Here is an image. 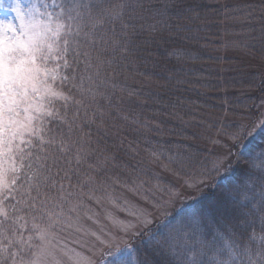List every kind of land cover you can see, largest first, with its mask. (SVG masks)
Returning a JSON list of instances; mask_svg holds the SVG:
<instances>
[{"label": "trees", "instance_id": "obj_1", "mask_svg": "<svg viewBox=\"0 0 264 264\" xmlns=\"http://www.w3.org/2000/svg\"><path fill=\"white\" fill-rule=\"evenodd\" d=\"M128 2L137 5L128 51L116 53L100 76L93 77L97 82L92 85L93 94L85 95L83 103L69 101L64 117L44 118L43 128L29 136L32 144L25 149L36 151L40 136L47 139L58 131L66 133L62 121H72L78 113L72 138L90 137V155L80 166V183L76 177L63 180V189L50 193L46 206L60 213L71 203L92 208L111 199L120 204L121 195L149 194L153 185L171 191L178 179L201 181L195 199L171 200L169 212L131 236V264H136L143 258L145 242L155 244L168 233L176 235L194 216L214 227L215 218L221 227L232 229L236 224L232 209L247 212L237 191L239 182L233 179L228 184L224 178L231 179V169L249 159L241 153L252 151L255 156L264 150V129L259 127L264 122V61H256L264 57V0ZM238 17L243 30L241 49L254 56L252 61L226 47L229 40L224 33L238 28ZM234 47L239 50L237 43ZM67 71L61 69L58 76ZM67 87L71 85L61 86L62 91ZM73 95L77 101L82 99L79 89H73ZM63 103L54 101L53 111L60 113ZM253 125L256 134L247 136ZM17 176L22 177V172ZM251 186L259 201L264 182L253 175ZM96 195L99 203L91 199ZM179 204L187 207L183 213L177 210ZM240 215L238 211L236 216ZM244 218L245 228L254 226L259 232L264 227L259 213Z\"/></svg>", "mask_w": 264, "mask_h": 264}, {"label": "snow or ice", "instance_id": "obj_2", "mask_svg": "<svg viewBox=\"0 0 264 264\" xmlns=\"http://www.w3.org/2000/svg\"><path fill=\"white\" fill-rule=\"evenodd\" d=\"M138 6L143 7L142 4ZM136 7L128 0H51L50 4L46 0H0V14H3L0 19V188L6 190V199L12 191H17L18 172H22L27 187L17 194L30 210L35 209L37 203L46 206L52 190L63 189V180L70 182L76 177L80 183L79 169L90 155V137L89 140L72 138L78 113L72 121H62L67 126L66 133L58 131L47 139L38 137L36 151L22 146L32 144L31 140L25 142L22 139L25 132L37 135L33 121L41 120L43 115L54 119L61 116L58 111H42L43 104L34 107V99L47 98L49 104L61 100L64 102L62 107L67 109L69 101L81 104L85 95L93 94L92 85L97 83L93 77L100 76L116 53L128 51L129 30L134 32L136 27L132 23ZM61 69L68 71L58 76ZM57 79L60 86L71 87L66 91L53 90L50 82L55 83ZM73 89L80 90V101L75 99ZM30 112L36 114L29 115ZM22 113L25 114L23 119ZM259 127L264 129V122ZM256 130L257 126L253 125L246 135L254 136ZM245 155L249 159L231 169L233 177L224 178L228 184L233 179L239 182L237 191L245 201L242 208L247 209V212L232 209L236 217L232 229L221 227L215 218L214 227L194 216L190 223L176 230V235L168 233L155 244L145 242L143 258H138L136 264H264V227L259 232L254 226L244 227L248 223L244 217L256 213L264 223V187L256 201L251 186L253 175H258L264 182V150L255 156L252 151L241 153L242 158ZM33 192L35 196H32ZM250 192L253 193L251 197ZM219 201H223L222 196ZM238 211L240 216H236ZM0 216L4 217L0 224L11 219L3 209H0ZM34 228L39 239L44 241L47 230L35 225ZM30 241L31 237L26 241L21 235L19 240L10 241L7 248L0 247V264H40L35 254L28 261L24 259L23 248L31 249ZM12 246L18 250L11 251ZM38 247L42 248V244ZM137 252L139 254V250ZM108 256V264H131L132 250L116 248L109 251ZM73 264L91 262L77 257Z\"/></svg>", "mask_w": 264, "mask_h": 264}, {"label": "rangeland", "instance_id": "obj_3", "mask_svg": "<svg viewBox=\"0 0 264 264\" xmlns=\"http://www.w3.org/2000/svg\"><path fill=\"white\" fill-rule=\"evenodd\" d=\"M2 18L3 14H0V19ZM235 23H238V28L224 33L229 40L226 47L234 54H237V52L243 54V56L245 54V58H249V61H252L254 60V56H247L246 52L241 49L242 41L239 37L243 36V30L239 17L235 20ZM236 43L238 46L236 49H239L237 51L234 49ZM263 58L260 56L261 60L259 58V60H256L258 64L264 61ZM43 78L44 73L42 71L41 79ZM57 80L55 83H50L53 90L60 92L62 89ZM39 104H43L42 111L54 110V108L52 109L53 105L48 103L47 98L42 100L38 98L34 99V107ZM261 107L264 110V103H262ZM60 108L61 116L64 117L67 111L62 106ZM62 110L63 112H61ZM28 114L34 115L36 113L30 112ZM24 115L22 113L21 119H23ZM44 118L46 119L48 116L43 115L41 120L33 121V127H35L36 132H40L41 126L43 128ZM30 135L28 132H25L22 139L27 142ZM19 142L20 138L17 140V143ZM26 145L27 143L22 146L26 148ZM18 166L19 162H17ZM19 181L21 183L17 186L15 185V189L17 188V192L22 193L25 191L27 185L24 183L23 176L19 178ZM7 182L8 178L6 177L5 183ZM200 182L196 178L191 180L178 179L176 189H171L170 187L171 191L166 190V187L163 185H153L151 191L154 195L151 192L149 194L144 192L137 194L127 193L126 195H121L120 204L111 199L103 200V203L92 208L86 203L81 205L71 203L62 213L54 211L58 209L56 207L51 208L50 206H46V208H43L39 203H37L35 209H29L32 211L31 213H27L28 208L26 203L21 200V196L17 192L12 191L9 194V198L6 199L4 196L6 190L0 188V209L7 211L11 217V219L0 224V247L7 248L10 241H17L22 235L26 241L31 237L30 243L32 244L31 249L26 246L23 248L25 261L33 258V254H35V258L39 259L40 264H73V261L77 257H82L90 261L91 264H103L104 260L109 258V251H115L116 248H130V238L134 233H140L160 214L162 217L165 213L169 212V205L173 199L184 200L186 202L190 198L195 199L196 194L194 193L198 192L200 194L202 188ZM32 196H35L34 192ZM104 196L101 195V198ZM91 199L95 202L98 201L97 195ZM25 200H27V197H25ZM186 208L184 204H179L177 210L183 213ZM47 212L51 214L45 216ZM21 217L23 219H20ZM3 220L4 217L0 216V221ZM34 225L40 229L47 230L44 241L39 239ZM125 226H128L127 229ZM41 244L42 248L38 247ZM10 250L15 252L18 248L12 246Z\"/></svg>", "mask_w": 264, "mask_h": 264}]
</instances>
